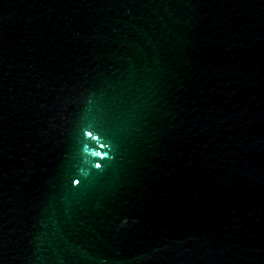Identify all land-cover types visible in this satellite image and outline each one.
Segmentation results:
<instances>
[{"label": "water", "instance_id": "water-1", "mask_svg": "<svg viewBox=\"0 0 264 264\" xmlns=\"http://www.w3.org/2000/svg\"><path fill=\"white\" fill-rule=\"evenodd\" d=\"M0 264H264V0H0Z\"/></svg>", "mask_w": 264, "mask_h": 264}, {"label": "snow or ice", "instance_id": "snow-or-ice-1", "mask_svg": "<svg viewBox=\"0 0 264 264\" xmlns=\"http://www.w3.org/2000/svg\"><path fill=\"white\" fill-rule=\"evenodd\" d=\"M91 134V133H90Z\"/></svg>", "mask_w": 264, "mask_h": 264}]
</instances>
